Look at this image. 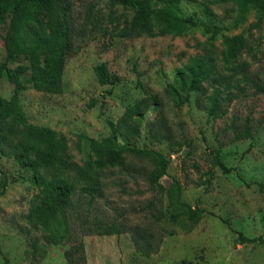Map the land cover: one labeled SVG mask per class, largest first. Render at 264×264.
<instances>
[{
	"label": "rangeland",
	"instance_id": "1",
	"mask_svg": "<svg viewBox=\"0 0 264 264\" xmlns=\"http://www.w3.org/2000/svg\"><path fill=\"white\" fill-rule=\"evenodd\" d=\"M66 1L76 28L84 35H76L77 50L69 52L65 59L60 91L43 93L29 85L20 91L26 120L63 135L71 159L81 164L92 156L89 139H100L109 133L108 121L114 123L125 108L144 95L155 96L176 142L185 137L188 144L170 151L165 143L149 141L147 123L154 116L153 109L145 114L139 136L130 144L161 153L168 164L160 182L167 185L175 177L181 184L179 199L203 210L197 216L185 214L175 223L165 219L155 222L145 201L155 199L157 194L140 177L131 178L112 169L105 173L103 195L97 198L93 211L108 220L149 226L155 236L160 228L176 234L163 236L158 251L146 257L135 250L129 233H86L81 236L86 264H262L258 240L238 243L234 231L264 240V96L247 89L230 102L222 117L211 119L196 106L193 95L174 104L164 94V88L188 56L200 53L206 37L205 24L219 25L224 34L240 33L252 40L258 37L256 58L243 54L239 61L246 62L251 77L264 82V20L258 34L249 26L253 22L251 11L242 23L231 27L234 12L229 16L224 13L229 5L180 0L182 14L193 15L195 20L184 34L117 37L108 11L112 10L114 16H130L132 11L109 6L108 0ZM95 19L98 24L88 34L90 22ZM7 21L8 14L0 12L1 33ZM218 42L219 36L215 41L217 50ZM3 58L0 41V62ZM100 62L119 77L116 83L96 82L93 66ZM12 87L11 82L0 77L3 98L10 96ZM246 115L251 127L249 136L233 140L225 126ZM214 153L224 167L213 166L209 174ZM0 168L7 178L0 194V264H64L62 252L70 241L63 239L52 244L44 239L40 229L27 222L29 200L37 192V187L25 178L30 173L1 153ZM162 205L166 215L163 196Z\"/></svg>",
	"mask_w": 264,
	"mask_h": 264
},
{
	"label": "trees",
	"instance_id": "2",
	"mask_svg": "<svg viewBox=\"0 0 264 264\" xmlns=\"http://www.w3.org/2000/svg\"><path fill=\"white\" fill-rule=\"evenodd\" d=\"M206 1L229 5L224 13L229 16L234 12L231 27L242 23L251 11L253 22L249 26L259 34L264 20V0ZM179 2L108 0L109 6L118 5L132 13L130 16L122 13L114 16L110 10L107 15L117 37L178 36L195 25L193 15L182 14ZM0 12L8 14L6 28L0 32L4 51L0 77L13 84L8 98L0 95V153L29 172L25 178L37 187L26 213L30 227L40 229L44 239L52 244L63 239L70 241L62 252L64 264H86L81 239L86 233L110 235L126 232L140 254L148 257L156 253L162 237L176 234L175 231L160 228L155 236L149 226L108 220L93 210L97 198L103 195L105 173L116 169L131 178L140 177L147 188L157 194L155 199L145 201V207L153 211L150 217L154 215L155 222L165 219L175 223L185 214L200 215L202 209L191 207L179 199L181 184L175 177H171L167 185L160 182L166 174L167 159L157 150L130 144L131 139L139 136V125L149 109L155 111L147 123L149 141L165 143L170 151H177L188 144V140L183 137L176 142L159 99L144 95L125 108L114 123L108 121L109 133L106 136L89 139L91 157L81 164L72 160L63 135L48 126L26 120L19 93L27 85L43 93L60 91L65 59L69 52L77 50L75 37L84 35L83 31L76 28L66 0H0ZM97 24L98 19L90 22L88 34ZM221 29L215 24L203 25L206 37L200 53L188 56L175 69L172 81L164 88V94L174 104L187 100L189 94L193 95L196 106L211 119L222 117L230 102L245 94L247 89L264 96V82L251 77L246 71V62L239 61L243 54L256 58L259 38L248 39L240 33L224 34ZM217 36L219 50L215 46ZM13 62L17 64L9 67ZM93 72L100 85H112L119 80L115 73L108 71L104 62L95 64ZM225 128L230 130L233 140L247 138L251 129L249 117L246 115L239 122L234 118ZM213 166L224 167L217 153L211 157L209 174ZM6 183V175L0 168V194ZM162 196L166 215L161 208ZM234 233L238 243L258 240L264 264V240L246 237L239 231Z\"/></svg>",
	"mask_w": 264,
	"mask_h": 264
}]
</instances>
